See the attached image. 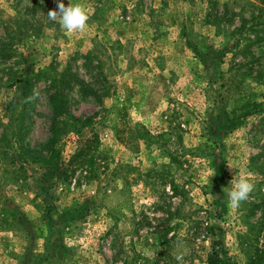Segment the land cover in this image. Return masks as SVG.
<instances>
[{"label": "rangeland", "instance_id": "rangeland-1", "mask_svg": "<svg viewBox=\"0 0 264 264\" xmlns=\"http://www.w3.org/2000/svg\"><path fill=\"white\" fill-rule=\"evenodd\" d=\"M40 1L44 10L20 9L35 33L10 43L14 11L0 0V40L12 49L0 55V264H177L178 251L184 264H207L212 245L218 264H264V112L240 113L244 102H264V79L228 74L242 61L228 53L221 70L232 87L213 80L212 58H198L182 28L209 54L223 43L199 16L206 1L63 0L89 14L74 33L48 19L57 0ZM87 52L105 95L93 100L76 84L62 91L71 114L92 115L82 131L96 142L74 167L67 161L82 138L62 134L47 180L28 152L48 154L49 84L65 69L90 81ZM244 177L255 188L234 209L227 192Z\"/></svg>", "mask_w": 264, "mask_h": 264}, {"label": "trees", "instance_id": "trees-1", "mask_svg": "<svg viewBox=\"0 0 264 264\" xmlns=\"http://www.w3.org/2000/svg\"><path fill=\"white\" fill-rule=\"evenodd\" d=\"M6 1H9V3L12 4L14 14L11 18L13 19V24L16 22L14 30L15 35L7 34V41L10 42V40H12V38L16 35L18 38H21L22 36H27L29 33L34 34L36 28H34L28 22V20L24 17V11L22 12L20 9H29L31 12H37V10L40 9L44 10L41 1L29 0L27 4H21L22 0ZM205 1L207 3V9L199 16L206 24L214 28L216 34L222 35L224 38L223 43H221L217 48H212V51L209 54L207 51L209 46L207 49H204L199 45H196L193 41L191 42V36L186 27L187 25L185 24L184 27L182 26V28L184 29L183 36L185 42L193 45L194 54L198 58L200 56H202L204 59H208L210 57L212 58L211 65H213V71L211 76H213V80L224 78L223 71L221 70V64L223 63L224 57L228 53H230L231 56H238L242 59V61H231L229 63V67L227 68L228 74L234 75L235 73H238L241 76H250L255 80L264 79V53L263 46L261 44L264 41V5L262 3L256 4L251 0H241L242 3L240 5L239 0ZM217 5H220V10L217 9ZM21 14L23 15L21 16ZM18 19L20 22H22L21 24H17L19 21ZM236 21L237 23H234ZM254 46L257 48L258 53L256 54H254L251 49ZM1 47H5V50L1 49ZM4 51L8 52L7 55H11L12 53L10 45L8 43H4L3 40H0V55L2 54L1 57H3L5 54L3 53ZM214 55H216V58H214ZM80 56L83 58L82 66L89 75L90 81H85L84 79L76 76L74 73H70V75L66 78L64 76L68 75L69 69H65V71L60 73V78L58 81L51 79L49 84L50 88H53V91L49 92L46 97L48 107L50 108V115L48 117L49 137L45 143L48 154L42 155L39 151L30 152L29 150L28 152V150L24 149L28 153H33L30 154L32 159L40 162L43 165L44 169L46 170L43 173V176L47 177V180H53L54 174L59 169V164L56 159L57 151H55L54 145L60 139L62 134L71 132L82 138V145L70 156L69 160L67 161L68 164H72L74 167L84 164V157L86 156L87 152L92 149V146H94V143L96 142V135L94 133H91L89 137H84L82 131L83 129L91 126L92 115L77 117L71 114L68 110L69 102L62 91L64 87L70 88L72 84H76L80 94L84 96H91L93 100L98 101L102 96L105 95L106 91H102L104 88L102 82L104 80L97 79L96 76L99 75L100 71L94 70V68H99L100 63H92L93 58L90 52L84 53L82 55L80 54ZM92 70L94 71L91 73ZM96 81L101 83L99 88L95 87ZM220 84L226 88L224 91L228 92L230 87L233 85V81L228 79L225 85L223 81H221ZM27 85L28 79H25L23 85L20 87V94L23 99L26 98L24 88ZM223 97H225V95ZM239 99L237 98V101H239ZM240 110H243L240 112L242 113V116L253 112H264V102H244ZM234 113V107H231V109L226 112V115L228 116L231 114L233 116L232 119L234 120L241 116ZM63 176L66 177L65 172ZM172 193L181 194V191L178 190L176 186H173ZM47 209H51V207L48 206ZM208 231L213 232L214 227L209 226ZM260 251V253H262V250ZM218 257V253L212 245L211 251L206 256L207 264H218ZM258 257H261V255L259 254ZM253 264H258V259L253 261Z\"/></svg>", "mask_w": 264, "mask_h": 264}, {"label": "clouds", "instance_id": "clouds-1", "mask_svg": "<svg viewBox=\"0 0 264 264\" xmlns=\"http://www.w3.org/2000/svg\"><path fill=\"white\" fill-rule=\"evenodd\" d=\"M47 17L50 21H57L69 33L85 31L89 20V14L82 4L76 3L65 6L63 0H57L56 9L49 10ZM38 95V93H34L30 99H36ZM254 188L255 185L249 178L238 179L236 184L227 192L230 207L234 209L240 207L242 202L249 199ZM184 255L185 253L182 251L177 252L175 256L177 264H184Z\"/></svg>", "mask_w": 264, "mask_h": 264}]
</instances>
